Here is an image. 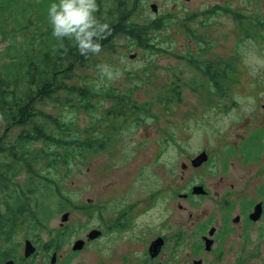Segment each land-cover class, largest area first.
I'll return each mask as SVG.
<instances>
[{"label":"rangeland","instance_id":"rangeland-1","mask_svg":"<svg viewBox=\"0 0 264 264\" xmlns=\"http://www.w3.org/2000/svg\"><path fill=\"white\" fill-rule=\"evenodd\" d=\"M114 1L97 0L98 11L113 10ZM123 1L133 7L129 24L162 21L161 29L148 31L154 47L141 48L120 35L113 41L112 52L92 54L83 68L76 69L69 83L98 94L91 99L89 110L79 108L81 100L75 95L64 93L58 94L57 102L46 100L38 106L50 116L45 120L49 134L67 141H107L99 150L90 148L81 153L79 147L72 145L63 149L46 143L27 147L38 173L59 184L58 192L68 204L58 211L60 197L48 196L47 202L51 200L55 208L45 231L19 229L14 232L13 250L20 241L24 247L25 239L37 245L43 239H61L59 226L65 222L66 245L70 244L82 234L76 224L88 220L87 215L76 212L75 205L87 204L90 199L100 213H105L121 198L132 204L137 199H148L151 192L160 189V206L146 219L154 221L171 214L176 223L190 222L187 229H193L198 221L214 223V217H218L220 189L217 185L214 188L222 175L216 168L222 157L218 152L223 150V144H235L234 135L249 120L258 118L257 109L264 103V92L253 89L264 86V0ZM151 4L157 5L156 13L151 11ZM232 13L243 16L242 24ZM5 44L1 42L0 49ZM131 54L136 55L134 59H129ZM188 56L199 65L197 68L202 69L208 61L218 63L219 70L226 66L224 73L230 80L223 84L224 94L214 90L207 77L182 59ZM97 65L109 66L113 78L101 76ZM117 71L119 75H115ZM110 93L129 95L133 103L147 111L134 112L123 103L116 105L107 96ZM17 132L15 129L12 134ZM203 151L211 155L210 163L192 170L190 161ZM55 152L57 156L51 157ZM226 153L227 149L222 155ZM68 155V162L64 163ZM57 157L60 164L52 161ZM181 165L185 167L182 169ZM25 179L22 175L21 183ZM193 183H202L210 194L193 202V216L189 218L187 212L178 210V205L188 209L189 203L180 195L189 193ZM64 212L69 213L65 222ZM262 241L257 240V264H264Z\"/></svg>","mask_w":264,"mask_h":264},{"label":"trees","instance_id":"trees-1","mask_svg":"<svg viewBox=\"0 0 264 264\" xmlns=\"http://www.w3.org/2000/svg\"><path fill=\"white\" fill-rule=\"evenodd\" d=\"M51 0H0V244H6L19 229L42 230L54 214L48 196L60 197L58 208L62 210L67 198L59 192V184L50 178H43L28 157L27 147L36 143L58 146V149L69 146L79 147L88 152L90 148H103L105 139L61 140L47 132L46 115L38 106L46 100L57 102L58 94L75 95L79 108L89 110L91 99L97 93L86 88L77 87L69 82L75 76V70L83 68L92 53L81 55L75 47H56V40L51 35V27L47 20V8ZM114 9L104 13L111 31L101 41V51H113V41L117 36L125 35L141 48H153L148 31L162 28L160 19L146 25L129 24L128 18L133 7L123 0H115ZM222 8V7H221ZM224 12H229L224 9ZM98 11V15H99ZM234 19L242 24L243 16L232 13ZM251 24V22H250ZM254 27L253 24H251ZM186 31L190 32L189 29ZM192 34V33H191ZM193 39H199L194 37ZM207 77L219 94H224V87L230 78L224 69L219 70L214 61L205 66L199 65L190 56L182 57ZM219 64H221L219 62ZM116 101V105L125 104L131 111H147V108L133 103L130 96L107 95ZM53 99V100H52ZM17 129L18 132L12 134ZM13 135L11 137L10 135ZM67 146V147H66ZM56 150V149H55ZM58 153H51V157ZM58 158V159H57ZM52 161L58 163L59 157ZM68 157L64 163L68 162ZM62 162V161H60ZM63 164V163H62ZM22 175L26 176L23 183ZM32 178L38 179L32 181ZM40 180V181H39ZM38 183H40L38 185Z\"/></svg>","mask_w":264,"mask_h":264},{"label":"flooded vegetation","instance_id":"flooded-vegetation-1","mask_svg":"<svg viewBox=\"0 0 264 264\" xmlns=\"http://www.w3.org/2000/svg\"><path fill=\"white\" fill-rule=\"evenodd\" d=\"M255 88L264 92V86ZM257 115L234 135L235 144H223L218 152L222 157L216 168L222 175L214 184L220 189L214 223L198 221L193 229H187L190 222L176 223L171 214L154 221L146 219L160 206V189L132 204L121 198L105 213L90 199L87 204L75 205L76 212L87 215L88 220L76 224L82 234L70 244L66 245V222L61 223V239H43L41 245L32 241L35 251L29 256H25V243L30 239L24 240V247L20 241L16 250L12 249L13 238L7 247L0 246V264H257V240L264 243V103ZM225 149L227 153L222 155ZM206 154L205 165L212 159ZM200 167L191 165L192 170ZM196 186L203 191L194 193ZM209 194L202 183H193L189 193L180 197L189 203L188 209L178 205V210L192 218L193 202ZM92 221L95 224L90 225ZM91 232L95 234L90 237Z\"/></svg>","mask_w":264,"mask_h":264},{"label":"clouds","instance_id":"clouds-1","mask_svg":"<svg viewBox=\"0 0 264 264\" xmlns=\"http://www.w3.org/2000/svg\"><path fill=\"white\" fill-rule=\"evenodd\" d=\"M104 13L98 15L97 0H51L47 8V20L56 47H75L81 55L101 51L100 41L110 33ZM101 76L112 79L113 71L107 65H97ZM115 75H119L117 71Z\"/></svg>","mask_w":264,"mask_h":264},{"label":"water","instance_id":"water-1","mask_svg":"<svg viewBox=\"0 0 264 264\" xmlns=\"http://www.w3.org/2000/svg\"><path fill=\"white\" fill-rule=\"evenodd\" d=\"M185 1H189V0H185ZM150 9L153 13H156L157 12V5L151 4ZM135 56H136L135 54H131V55H129V59H134ZM206 161H207V154H206V152L203 151L200 154H198L194 159H192L190 161V163L193 167H198ZM181 166H182V169L185 167L184 165H181ZM202 191H203V188L201 186H196L193 188L194 193H201ZM181 196L184 197V195H181ZM67 218H68V213H64L62 215V220L65 222L67 220ZM94 234H95V232H91L89 234V236L91 237ZM77 243L75 245H78ZM34 251H35V247L33 246L32 242L26 241V243H25V256H29V255L33 254ZM10 263L11 262H8L7 264H10Z\"/></svg>","mask_w":264,"mask_h":264}]
</instances>
